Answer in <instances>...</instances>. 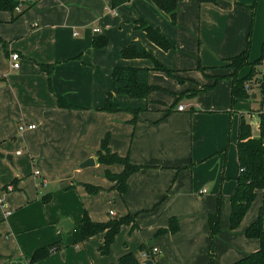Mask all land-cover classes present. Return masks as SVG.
Returning <instances> with one entry per match:
<instances>
[{"label": "crops", "instance_id": "obj_1", "mask_svg": "<svg viewBox=\"0 0 264 264\" xmlns=\"http://www.w3.org/2000/svg\"><path fill=\"white\" fill-rule=\"evenodd\" d=\"M130 2L113 9L112 0H27L24 7H30L15 21L17 11H0V264H30L37 249L54 243L59 251L38 264H120L130 252L143 264V245L154 264H207L208 218L219 207L215 264H232L260 249V241L247 238L246 231L259 217L264 190L257 191L240 226L230 228L239 121L249 113L229 112L233 83L224 80L233 70L229 60L246 49L250 11L243 5L252 0L183 1L175 25L152 0ZM217 18L222 26L216 29L225 36L209 48L202 29L211 31ZM138 19L160 28L175 48L153 46L135 29ZM105 37L111 47L95 50L94 39ZM133 41L184 82L151 70L149 83L157 90L147 99L115 94L121 110L104 111L115 67L149 68L137 59H121L119 51ZM254 43L252 55L261 57L262 29ZM211 50L216 54L208 60L204 54ZM13 53L21 57L17 69ZM199 62L208 69L206 76L195 73ZM216 77H222L218 88L204 89ZM194 91L196 103L189 96ZM59 97L69 106H61ZM259 110L264 112L263 106ZM23 125L36 128L22 131ZM106 136L112 153L140 167L124 195L106 176V171L122 174L124 166L99 161ZM90 160L93 165L82 167ZM86 185L102 190L91 195ZM85 212L96 223L134 215L136 227L124 225L110 254L102 255L105 234L74 246L73 230L60 226L65 219L76 225ZM172 219L179 226L176 233L169 232ZM153 248L160 254H152Z\"/></svg>", "mask_w": 264, "mask_h": 264}, {"label": "trees", "instance_id": "obj_2", "mask_svg": "<svg viewBox=\"0 0 264 264\" xmlns=\"http://www.w3.org/2000/svg\"><path fill=\"white\" fill-rule=\"evenodd\" d=\"M132 0H112V8L126 4ZM184 0H152L154 5L166 15L169 16L173 25L177 23L178 6ZM201 3L218 4V0H200ZM19 6V0H0V11L16 12ZM28 7H30L28 5ZM27 7V8H28ZM23 7L21 12H18L13 17V21L22 16L26 9ZM135 29L141 30L146 33L147 38L156 46L164 51H170L175 46L163 35L160 28L153 27L143 19H138L135 22ZM249 35V45H250ZM1 42V39H0ZM108 44L107 38H95L94 47L97 49L104 48ZM122 57L124 59H139V58H151L154 66L150 68H130V67H115L112 71V92L107 94L105 104L102 110L107 112H118L121 109L114 102V95H126L132 99H147L149 95L156 91L157 88L153 87L149 83V74L151 70L163 72L168 76L174 78L180 83L184 82V79L178 77L176 73L167 68L165 65L157 61L151 54H149L145 46L140 41H133L130 45L122 50ZM264 60V45L262 48V55L255 63L249 61V46L242 53L229 60V67L235 70L233 74V87H232V99L233 104H236L240 99H247L246 87L247 78L240 79L238 72L249 67L250 72L255 71L257 67L263 63ZM44 68H48L43 66ZM49 73L51 72L48 71ZM263 74V73H262ZM264 75V74H263ZM261 84V96L264 99V77ZM219 78L216 79L217 84ZM211 87H204L209 89ZM197 94L196 91L191 92L189 96L193 97ZM61 106H69L63 98H58ZM179 100L177 101V103ZM176 103V104H177ZM258 132V137L254 136V131ZM109 136L103 140L102 150L99 152V161L107 166L112 164H121L124 166V171L120 175H113L109 171H106V176L109 180L117 183V189L121 195L127 193L128 179L131 175L140 170L139 166L132 165L128 158L119 156L112 153L108 147ZM237 153L240 165V175L237 178V186L235 193L231 196V214H230V228L232 230L237 229L242 223L243 219L247 215L253 202L256 199L257 191L264 190V112L258 110V121L248 119L245 115L240 116L239 129H238V141H237ZM86 189L91 195L98 194L102 188L86 185ZM50 196L45 198V202L50 200ZM221 200V198L219 199ZM136 216L127 215L123 218L114 219L106 223H96L91 220L88 213L85 212L83 219L75 225V229L71 232L73 235V245H79L84 243L88 239L99 235L105 234L104 245L101 247L100 252L102 255H109L111 246L115 242L117 235L120 233L121 228L124 225L133 224L136 227ZM209 236H210V261L207 264H215L216 252H215V240L217 235L221 232V209L216 213L209 215ZM171 227L169 232L176 233L179 230L178 223L175 219L171 220ZM168 231H161L166 233ZM247 238L258 239L260 241V249L232 264H264V205L261 208L258 219L247 229ZM60 247L54 243L46 247L39 248L35 251L30 264H38L40 261L46 259L52 252L59 251ZM141 252H149L146 246H141ZM120 264H142L136 255L132 252L125 254L120 259Z\"/></svg>", "mask_w": 264, "mask_h": 264}, {"label": "rangeland", "instance_id": "obj_3", "mask_svg": "<svg viewBox=\"0 0 264 264\" xmlns=\"http://www.w3.org/2000/svg\"><path fill=\"white\" fill-rule=\"evenodd\" d=\"M187 0H184V2H186ZM189 1V0H188ZM235 1V0H234ZM261 0H252V3L250 5H243V7L246 9V10H249L250 11V19H249V22H250V29H249V32H248V35H247V46H246V49L248 48L249 46V61L251 63H255L258 59H260L259 55H257L256 57H254V55H252V46H253V42L254 43V46L256 45V41H257V34L259 32V29H262L263 30V33H264V14L262 12V5H261ZM129 3V2H128ZM132 3V2H130ZM127 4V3H126ZM132 8H135L132 6ZM170 20V19H169ZM171 22V21H170ZM217 24L219 26H222V21L220 20L219 21V18L217 19H214L213 23H212V28H211V31L210 29H206L205 27H203L202 29V39H203V44L204 45H207L209 48H214L215 46L219 45V43L221 42L222 40V37L225 36V33L224 32H220L218 31V29H216V26ZM130 25V24H129ZM171 25L172 22H171ZM218 27V26H217ZM253 31H254V34H253ZM251 34V37H250V45H249V35ZM147 37V36H146ZM105 38H108V37H105ZM148 39V38H147ZM149 40V39H148ZM150 41V40H149ZM151 42V41H150ZM152 43V42H151ZM153 46L155 45L154 43L152 44ZM109 47H111V42L108 38V44L106 47L104 48H100V49H97L94 47L93 45V48L95 50H104V49H109ZM158 47V46H157ZM262 48H263V45H262ZM111 51L113 50L112 48H110ZM124 48H122L120 51H119V55L121 57V59L124 60V58L122 57V50ZM245 49V50H246ZM146 50L149 54H151L157 61H159L155 55L148 50V48L146 47ZM164 51V50H163ZM262 52V51H261ZM204 53V51H203ZM211 53H215L214 50H211V52H208V53H205L204 54V57L208 60H212L214 57ZM209 54V55H208ZM132 60H135V59H132ZM138 61H142V64H144L145 66L143 67H149L151 69H153V66H154V63L152 61L151 58H139L137 59ZM126 61V60H125ZM161 64H163L161 61H159ZM164 65V64H163ZM166 66V65H165ZM120 67H123V66H120ZM125 67V66H124ZM127 67V66H126ZM132 67V66H131ZM167 67V66H166ZM203 67H206V66H202L200 65V62L198 63L197 67L195 68V73H201L203 74L204 76L205 75V72L206 70L208 69H205ZM168 68V67H167ZM208 68H211V67H208ZM170 69V68H169ZM172 70V69H171ZM250 68L249 67H245L243 69H241L239 72H238V77L240 79H242L243 77L244 78H247V83L245 84V87H246V94H247V99H240L237 101L236 104H233V99H232V90L230 88V91L229 93L231 92V97H230V107H231V110L229 111L230 113L231 112H235L236 114L237 113H241V114H246V113H249L248 116H246L248 119L252 120L253 118H258V110L262 108L263 106V109H264V99L263 97L261 96V84H262V78L264 77V64L262 63L260 65V67H257L255 69V71H253L252 73L249 72ZM235 73V70L233 69L231 71L230 74H228L225 78V79H230L233 83V74ZM249 73V74H248ZM263 73V74H262ZM247 75V76H246ZM246 76V77H245ZM219 78V81L217 84L216 83V79ZM222 79V77H216L215 78V82L213 85L211 86H214L212 88H209V89H206V90H210V89H216L218 88L217 86H219V82L220 80ZM233 85V84H232ZM211 86H208V87H211ZM259 91V92H258ZM256 93H258L259 97L258 99H252L253 95H257ZM257 95V96H258ZM188 96L184 95L182 96V101L184 102V104L186 106H189V102L188 100L186 99ZM192 99V101H194V103L197 102V96H193V97H190ZM194 98V99H193ZM199 108H197L198 110ZM251 112V113H250ZM234 141H232L233 143ZM238 169H239V164H238V160H237V164L233 167V170H234V173L237 172V176L240 175V172L238 174Z\"/></svg>", "mask_w": 264, "mask_h": 264}, {"label": "built area", "instance_id": "obj_4", "mask_svg": "<svg viewBox=\"0 0 264 264\" xmlns=\"http://www.w3.org/2000/svg\"><path fill=\"white\" fill-rule=\"evenodd\" d=\"M27 0H19V6L17 7V9H16V11L17 12H21L22 11V9H23V7H24V4H25V2H26ZM95 32H98V29H96L95 30ZM10 58H11V61H12V63H13V67L15 68V69H17V68H19L20 67V63H21V57H20V55L18 54V53H13V54H11V56H10ZM263 64H264V60H263ZM178 110L179 111H184L185 110V107L184 106H180V107H178ZM36 128V125H27V126H21L20 127V130H25V129H27V130H33V129H35ZM19 153H21V152H19ZM39 172H36V175H38L39 176ZM43 184H45L44 182H43ZM111 215H114V213L113 212H111L110 213ZM152 254H154V255H158V254H160V249L159 248H153L151 251H150ZM149 252H143L142 253V258L143 259H149Z\"/></svg>", "mask_w": 264, "mask_h": 264}, {"label": "water", "instance_id": "obj_5", "mask_svg": "<svg viewBox=\"0 0 264 264\" xmlns=\"http://www.w3.org/2000/svg\"><path fill=\"white\" fill-rule=\"evenodd\" d=\"M94 164L93 160H90L88 162H86L84 165H82V167H88ZM60 226L63 227L66 231L68 230H74L75 229V225L69 220V219H65L60 223ZM143 264H154L153 260L148 259L145 260L143 262Z\"/></svg>", "mask_w": 264, "mask_h": 264}]
</instances>
